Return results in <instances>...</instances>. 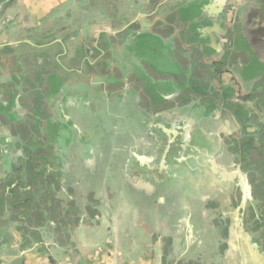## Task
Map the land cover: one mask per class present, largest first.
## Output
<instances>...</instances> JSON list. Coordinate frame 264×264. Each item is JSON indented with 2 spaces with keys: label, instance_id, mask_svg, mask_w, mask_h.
<instances>
[{
  "label": "crops",
  "instance_id": "1",
  "mask_svg": "<svg viewBox=\"0 0 264 264\" xmlns=\"http://www.w3.org/2000/svg\"><path fill=\"white\" fill-rule=\"evenodd\" d=\"M244 1L19 0L8 10L0 264H264V107L246 180L227 140L236 128L225 108L264 75L255 54L225 58L236 20L237 53L252 52L247 30L264 29V0ZM209 84L216 103L199 96ZM37 108L28 173L20 128Z\"/></svg>",
  "mask_w": 264,
  "mask_h": 264
},
{
  "label": "flooded vegetation",
  "instance_id": "2",
  "mask_svg": "<svg viewBox=\"0 0 264 264\" xmlns=\"http://www.w3.org/2000/svg\"><path fill=\"white\" fill-rule=\"evenodd\" d=\"M248 1L245 0L243 5H245ZM234 20H236V17H234L232 19V21H234ZM237 27H239V29H237ZM241 29H242V26L237 23V20L233 23V26H229V30L226 32V38H224V45H225V51H226L225 52V58L227 59V57H228L229 59H232V58H235L236 56L240 55V56H243V58H245V60H247V58L251 57V55H252V58H254V59L256 57L255 55H257V57L259 56L258 58H262V60H264V49H263V47L257 45L259 42V39L256 37L257 32L261 35H264V29L258 28V30H256V29L247 30L248 32H251V37L249 36L250 39H247L245 41H247V44L250 43V45L252 47V52H250V53L249 52L237 53L234 49L233 41H234V37L236 35L240 36V34L242 33ZM245 33H247V32H245ZM252 34H253V36H252ZM253 38H254V44L255 45L253 44V41H252ZM240 41H242V39H240ZM245 41L243 43L246 44ZM256 46L260 49V51H255L256 49L254 50V48ZM236 59H237L236 63L239 60H241L238 57ZM224 63L226 64L225 60L223 62L218 63L219 68L217 69L218 72L216 74V81H218L217 79L221 78L223 74L228 73L227 68L223 69L225 67ZM227 67H228V65H227ZM257 71H260L259 65H257ZM257 82H258V84L255 87V91L252 92L251 94L245 96L239 102L238 106L233 108V105L230 104V106H232L231 108H229L230 106L228 108H225V110L228 111V114H230V116L232 115L231 117L234 118L235 124H236V125L235 124L232 125L234 128H236L234 134H232L231 137L227 139V140H229L228 141V148L232 152V156L235 160V163H234L235 167L240 169V172L242 174H250L249 170H251V168L254 167V164H255L253 162V158L251 157V153H252L253 149L261 148V142H260L259 138H256L259 134V131L252 126L251 122H253L257 119L258 110H262L263 109L262 107H264V75H262L261 78H259L257 80ZM213 86H214L213 84L207 85L208 88H205L204 92L202 94H199V93L198 94H199V96L206 97V99L209 102L212 101V102L216 103V102H218L217 101L218 95L215 91V88H213ZM225 95H226V97H230L231 91H229V90L226 91ZM260 108H262V109H260ZM26 115H27L26 116L27 122H26V124H24V126L27 127L28 131L30 130L29 121H31L34 117H39L41 120H43L45 117L44 110L40 109V108H37V111L35 112L34 115L32 114V111L30 109H28ZM3 118L4 117L0 114V122H2ZM15 126L16 125L9 126V128L12 129V130H10V132L11 133L16 132L17 134H19V131L17 130L18 126H16V127ZM2 127L4 128L6 126L3 125ZM251 130H252V132H248ZM22 141H21L20 147H21V150L23 151V142ZM250 145H251V147H249ZM34 149L37 150L38 152L44 151V149L41 147H35ZM249 216L250 215H247L243 221V228L246 231H251V229L255 228L254 227L255 223L253 222L252 219L249 218Z\"/></svg>",
  "mask_w": 264,
  "mask_h": 264
},
{
  "label": "trees",
  "instance_id": "3",
  "mask_svg": "<svg viewBox=\"0 0 264 264\" xmlns=\"http://www.w3.org/2000/svg\"><path fill=\"white\" fill-rule=\"evenodd\" d=\"M21 126H23V128H20V135L23 137V151H24V154L26 155V156H28V173H30L31 171H33V168L34 167H32V166H35L36 164L35 163H37L38 161L36 160V159H34V158H32V156L30 157L29 155H30V153H29V148L30 147H32V141L29 139V133H31V128L32 127H30V130L28 131L27 130V127H25L24 125H21ZM249 147H251V145L249 146Z\"/></svg>",
  "mask_w": 264,
  "mask_h": 264
},
{
  "label": "water",
  "instance_id": "4",
  "mask_svg": "<svg viewBox=\"0 0 264 264\" xmlns=\"http://www.w3.org/2000/svg\"><path fill=\"white\" fill-rule=\"evenodd\" d=\"M5 1H7L6 2V4L3 6L2 4H3V2H5ZM17 1H19V0H0V23H4L5 24V20H7L6 19V17H7V12H8V10L17 2ZM8 22H9V20H7ZM241 177L243 178V179H245L246 180V177H245V175L244 174H242L241 173ZM247 192L249 191L248 190V188H247V190H246ZM242 226H243V223H242Z\"/></svg>",
  "mask_w": 264,
  "mask_h": 264
}]
</instances>
